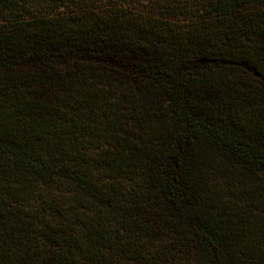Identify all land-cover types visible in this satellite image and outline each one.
Wrapping results in <instances>:
<instances>
[{"label":"trees","instance_id":"obj_1","mask_svg":"<svg viewBox=\"0 0 264 264\" xmlns=\"http://www.w3.org/2000/svg\"><path fill=\"white\" fill-rule=\"evenodd\" d=\"M0 264H264V0H0Z\"/></svg>","mask_w":264,"mask_h":264},{"label":"rangeland","instance_id":"obj_2","mask_svg":"<svg viewBox=\"0 0 264 264\" xmlns=\"http://www.w3.org/2000/svg\"><path fill=\"white\" fill-rule=\"evenodd\" d=\"M182 1H188V2H191V1H194V0H182Z\"/></svg>","mask_w":264,"mask_h":264}]
</instances>
